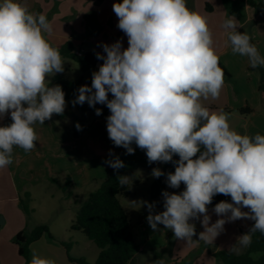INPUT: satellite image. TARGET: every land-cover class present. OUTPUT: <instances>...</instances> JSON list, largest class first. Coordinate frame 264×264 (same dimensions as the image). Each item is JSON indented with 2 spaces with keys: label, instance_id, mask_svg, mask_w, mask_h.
Listing matches in <instances>:
<instances>
[{
  "label": "clouds",
  "instance_id": "9594fccd",
  "mask_svg": "<svg viewBox=\"0 0 264 264\" xmlns=\"http://www.w3.org/2000/svg\"><path fill=\"white\" fill-rule=\"evenodd\" d=\"M112 8L128 47L121 40L101 45L103 52L95 55L103 63L92 73L91 85L77 90L73 106L106 105V130L115 147L131 155L135 144L145 150L149 164L174 163L166 183L185 188L162 192L163 211L156 212L154 202H132L147 208L154 232L163 225L190 242L196 235L190 221L199 220L204 229L199 240L213 243L226 223L250 219L253 225L231 248L240 254L251 245L252 233L264 234V135L239 134L227 113L202 103L219 98L225 75L207 18L190 10L186 0H118ZM222 27L234 54L247 57L252 69L264 66V56L246 32L238 31L242 26L235 16ZM51 30L45 14L30 12L20 0H0V119L10 115L12 120L0 126V169L13 162L14 146L26 152L36 147L34 124L64 114L65 93L48 79L64 71L59 49L45 35ZM95 114L102 109L95 108ZM76 128L82 130L78 123ZM109 157L105 163L114 171L125 167L111 150ZM162 175L160 168L152 169L153 178ZM131 178L117 176V181L125 186ZM217 194L230 196L231 202L215 204L213 223L208 205ZM30 264L55 261L34 253Z\"/></svg>",
  "mask_w": 264,
  "mask_h": 264
},
{
  "label": "crops",
  "instance_id": "0c3cea01",
  "mask_svg": "<svg viewBox=\"0 0 264 264\" xmlns=\"http://www.w3.org/2000/svg\"><path fill=\"white\" fill-rule=\"evenodd\" d=\"M254 1L264 3V0ZM36 2V13H43L47 16L51 10H54L55 15L50 21L51 33H45V35L49 42L59 49V52L60 48L67 42L71 44L73 53H90L95 58L97 52H103L101 45L104 43L110 45L117 40H121L123 48L128 47V38L118 29V18L112 8V5L118 0H36ZM43 2L46 3V6L49 2L51 5L49 7L43 6ZM186 5L190 10L196 11L207 18L209 28L213 34L214 48L219 56V66L225 74L224 86L219 98L212 99L209 97V99L203 100L202 103L211 111L223 110L227 113L230 127L239 134L264 135V96L260 95L257 90L258 76L254 69L249 67L247 57L234 54L230 44H225L227 36L225 29L222 27L226 18L235 16L238 24L242 26L238 31L246 32L251 37V43L256 46L259 54L264 56V14L255 13L241 0H186ZM61 58L75 63L62 56ZM102 63V60L96 58L94 68L85 73L80 71L74 79H80L77 90L82 85H91L92 73L98 71ZM64 70L65 72L57 73L54 76L59 75L69 80L65 74L72 70V67L67 63ZM54 76H50V79ZM111 98L112 95L109 93V99ZM84 104L88 103L85 102ZM84 107H89V105L76 104V110L79 113H91L92 117L96 119L94 122L98 123V117L94 116L92 112L79 110V108ZM95 107L103 110L106 105L96 104ZM246 107L252 109L250 114L241 115L238 113V110ZM109 115L110 112L106 117H99V119L107 120L106 118ZM59 117L60 119L64 118V114L59 115ZM11 123L10 115L0 119V126H7ZM53 124L50 120H46L44 124L38 122L34 124V130L39 138L35 142L36 147L26 152L23 148L16 146L12 152L13 162L0 169V216L3 217V223L0 226V264H24L23 258L18 255L17 247L11 239L18 232L26 228L30 231L38 225L28 226L24 216L18 209L20 195L26 192L29 193L31 201L30 188L32 186L41 182H47L52 186L58 185L62 193L61 200L65 203L64 208L74 210L76 213L82 203L77 199L81 190L92 186L91 191H93L96 188L95 184L92 185L93 181L105 178L108 172L113 170L111 167L106 170L103 168L104 164H98V149L100 155L105 159L110 158L109 151L111 150L126 164V168L131 170H136L140 166L144 168L150 166L145 150H141L133 144L135 152L128 155L124 148L115 147L113 142L110 145L103 143L104 139L98 140V133L94 131L89 132L90 134L87 135L89 129H86L84 125L81 126L82 132L79 136H73V132L78 131L74 130L71 134L65 133L63 141H56L51 133ZM98 141L100 142L98 143ZM64 150H66V153L63 156L59 155V153H64ZM93 152L96 154H93ZM91 154L94 158H91ZM53 157L61 162L58 164L52 161ZM122 170L124 169H119L117 173ZM105 173L106 175H104ZM58 174H63L64 178L62 180L58 179L56 177ZM66 178L70 179V183L65 186ZM63 187H66L65 191L62 190ZM49 196L52 198L53 194H49ZM149 200L150 203H155L156 212L163 211L159 210L156 201L151 200L150 197ZM242 211H249V209L244 208ZM125 212L128 215L126 210ZM208 214L211 216V222L214 223L218 219L210 206H208ZM147 215L148 211L145 208L140 220L135 223V228L130 229L134 236L136 251L128 264H151L147 261V257L152 250H166L165 254H171L170 257L166 256V259L172 262L169 264H174V258L182 259L193 249L197 250L196 244L193 243L198 241L213 244L216 250L232 252L231 248L235 244L236 238L246 233L253 222L250 219H240L226 223L224 225L225 230L216 237L213 243H207L204 240L188 242L177 238L173 242L172 248L167 250L166 246L169 243V236L172 231L165 229L163 225H158L160 231L154 232L147 222ZM129 222L131 228V221L129 220ZM190 222L195 223L196 229L201 228L200 232L204 230L199 220ZM51 235L57 241H62L57 239L53 233ZM29 251L32 257L35 253L41 258L54 260L55 264L70 263L66 258L64 248L55 242H49L45 237L32 243ZM215 260L203 248L200 256L192 264H219Z\"/></svg>",
  "mask_w": 264,
  "mask_h": 264
},
{
  "label": "trees",
  "instance_id": "16d2710c",
  "mask_svg": "<svg viewBox=\"0 0 264 264\" xmlns=\"http://www.w3.org/2000/svg\"><path fill=\"white\" fill-rule=\"evenodd\" d=\"M246 3L255 13L264 14V3L254 0H241ZM60 55L75 62L80 71L85 73L96 65V58L90 53H84L81 56H76L73 53V48L69 42L65 43L60 48ZM258 76L257 90L260 95L264 96V66L254 69ZM50 86L59 84L65 93V100L72 103L77 96V87L80 84V79L70 81L62 76L56 75L50 81ZM96 108V107H95ZM95 108L84 107L79 108L82 112H92L94 116ZM109 109L106 107L102 110V114L97 117H106L109 114ZM252 112L250 108L238 110L241 115H248ZM82 130L73 132V136L77 137ZM16 146L13 147V151ZM178 156H174L173 160H178ZM156 162H153L148 167V171L152 172ZM161 170L165 173L159 178H155L149 189V197L156 201L159 210L163 209L162 192L166 185V175L169 172H174L175 165L172 162L161 163ZM117 176H123L115 171H109L103 179L94 180L96 188L91 191L85 201L79 206L74 220L71 222L69 229L82 233L92 244L99 250L93 263L86 261L84 257H75L70 254L72 244L70 242L57 241L50 233L47 225L40 224L35 226L30 231H20L12 239V243L17 247L18 255L23 258L24 264H30L29 247L32 243L38 241L42 237H46L49 241L55 242L64 248L68 262L72 264H128L132 259L136 244L134 236L130 231V222L128 215L123 209L119 198H127L130 196V186H120L117 181ZM53 181V180H52ZM70 183V179L66 178L65 186ZM66 187L62 190L65 191ZM220 201L231 202L230 196L217 194L213 197L212 203L208 206L214 208L215 204ZM30 195L24 193L18 198V205L24 212L27 219H30L33 210L29 208ZM250 224L247 232L253 225ZM174 236L172 232L171 237ZM207 252L219 264H264V234L259 231L252 233V243L241 254H235L223 250H216L214 247L207 245ZM195 251L190 259L185 264H191V259L197 256ZM155 257L158 254L154 253Z\"/></svg>",
  "mask_w": 264,
  "mask_h": 264
},
{
  "label": "rangeland",
  "instance_id": "374dc122",
  "mask_svg": "<svg viewBox=\"0 0 264 264\" xmlns=\"http://www.w3.org/2000/svg\"><path fill=\"white\" fill-rule=\"evenodd\" d=\"M20 2L26 5L30 12L36 13V10H37L36 0H20ZM42 4L43 6L44 5L46 6V3L43 2ZM50 5L51 3L49 2L47 3L46 7H49ZM54 15H55L54 10H51L50 13L46 16L49 22L52 20ZM63 62H64V66L68 63L72 67V70L68 71L65 74L66 77L69 80H74L77 77V75L80 73L78 66L75 63H72L66 60H63ZM48 79L51 81L50 77H48ZM77 105H80V104H77ZM85 105H88V104H83L82 106H85ZM97 119H98V123L94 122V120L96 119L92 117L91 113H83V114L79 113L76 110V105L73 106L72 103L66 101L64 118L60 119L59 115L53 114L52 118L50 119V121L54 123L53 126L51 127L52 136L56 139V141H63V139L65 138L64 134L65 133L71 134L74 130H77L76 125L78 123L80 126L84 125L86 129H89V131L87 132V135L90 134L92 131H94L98 133V140L104 139L105 141L103 143L111 145L112 141L109 139L108 133L106 131L107 120L105 119L100 120L99 117ZM99 142L100 141H98V143ZM65 153H66V150H64V153L63 152L59 153V155L63 156ZM93 154H96V153L93 152ZM93 154H91V158H94L92 157ZM67 157L69 158V156ZM105 160L106 159L100 155V151L98 149V164L99 165L104 164L106 168L104 166L103 168L108 170L107 168L109 166L105 163ZM52 161H55L58 164L61 162L60 160H56L55 157H53ZM126 167L127 166L125 164V167L123 168L124 170H122L120 174L123 176L132 177L128 182V185L130 186L131 194L127 198L120 197L119 200H120V203L123 209H125L128 212V215H129L128 219L131 221L130 229L133 230L135 228V223L140 220L143 209H145L146 207L138 208V205L132 202L147 201L150 203L149 189H150V185L152 181L155 178L151 176V172L148 171V168H144L140 166L136 170H131L130 168H126ZM160 167H161V163L156 162L155 168H160ZM45 170H46V167H45ZM104 175H106V173ZM63 176H64L63 174L56 175V177L60 180L64 178ZM93 184L94 183H92V185ZM184 188L185 186L183 183H181L178 189L169 188L166 183L164 191L179 193V192H182ZM91 190H92V186L85 187L84 189L81 190L77 199L81 202L85 201L89 191ZM30 192L32 194V197L29 203V208L33 210V213L31 216L32 219L31 218L27 219L24 212L18 205V209L24 216L26 224H28V226H31L33 224L47 225L48 228H50V232L53 233L57 239L62 240L64 242H70L72 244L71 251H70V254L72 256L84 257L86 261H88L89 263H93L99 250L82 233L71 231L69 229V225H71V222L74 220L76 213L74 212V210H66L64 208L65 203L61 200L62 193L58 185L52 186L48 184L47 182H41V183H38L37 185L32 186L30 188ZM49 194H53V197L51 198ZM20 196L22 197V195ZM70 198L72 197L70 196ZM0 217L3 218L2 216ZM200 230L201 228L196 229V232L198 235L200 233ZM25 231H28V229L26 228ZM171 234L169 236V243L166 246L167 250L169 248H172L173 242L177 239L175 236L171 237ZM49 242H52V241H49ZM193 244H196L195 246L197 250L193 249L187 256H185L182 259L174 258L175 260L173 263L174 264H185V262L190 259L192 253L196 251L198 255L194 256L191 259V264H192L200 256L203 248L207 249V245L215 247V245L213 244H205L204 242H199V241ZM165 252L166 250H162V251L152 250L148 254L147 261H149L151 264H156V262H161V264L172 263L166 259V256L170 257L171 254L169 253L165 254ZM154 253L158 254V257H155ZM32 258L33 257L30 254V259L32 260ZM64 264H70V263H64Z\"/></svg>",
  "mask_w": 264,
  "mask_h": 264
},
{
  "label": "water",
  "instance_id": "95a60500",
  "mask_svg": "<svg viewBox=\"0 0 264 264\" xmlns=\"http://www.w3.org/2000/svg\"><path fill=\"white\" fill-rule=\"evenodd\" d=\"M2 223H3V219L0 217V226H1ZM192 239H193V241H198L199 240V236H198L197 232H196V235H194V237Z\"/></svg>",
  "mask_w": 264,
  "mask_h": 264
},
{
  "label": "built area",
  "instance_id": "2783aa9c",
  "mask_svg": "<svg viewBox=\"0 0 264 264\" xmlns=\"http://www.w3.org/2000/svg\"><path fill=\"white\" fill-rule=\"evenodd\" d=\"M76 56H81L82 55V52H75L74 53Z\"/></svg>",
  "mask_w": 264,
  "mask_h": 264
}]
</instances>
